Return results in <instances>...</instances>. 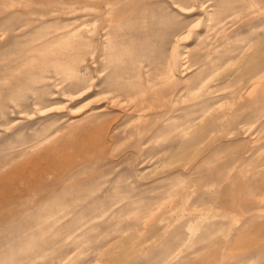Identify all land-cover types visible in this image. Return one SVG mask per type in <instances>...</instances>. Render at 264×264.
<instances>
[{"label": "rangeland", "instance_id": "rangeland-1", "mask_svg": "<svg viewBox=\"0 0 264 264\" xmlns=\"http://www.w3.org/2000/svg\"><path fill=\"white\" fill-rule=\"evenodd\" d=\"M135 1L137 13L124 11L101 44L91 31L104 20L72 13L77 0H0V175L36 163L43 149L58 163L47 181L30 168L0 183L25 208L0 223V264H113L138 244L140 233L127 242L126 229L144 209L211 206L236 176V196L264 198V78L252 83L264 64V0ZM178 51L189 56L184 69ZM171 54L176 78L167 81ZM140 93L149 104L133 111L130 95ZM113 96L124 104L98 111ZM243 122L250 133L229 137ZM68 153L76 159L63 188L51 183ZM190 223L192 236L177 221L179 233L132 264H162L184 244L197 264H238L222 258L218 224L209 239L203 223ZM261 225L249 228L257 239ZM260 242L247 264H264Z\"/></svg>", "mask_w": 264, "mask_h": 264}, {"label": "bare ground", "instance_id": "bare-ground-1", "mask_svg": "<svg viewBox=\"0 0 264 264\" xmlns=\"http://www.w3.org/2000/svg\"><path fill=\"white\" fill-rule=\"evenodd\" d=\"M77 2L80 3L81 7L80 8L74 7L72 9V13L73 12L77 13V11H90L94 14V21H93L94 23H96V20H99L101 18L104 20V21L101 20L100 23L99 21H97L98 24L95 25V28L91 31V34L94 33L95 35H97V38L101 40V44L105 36L109 32H111L109 28H111L113 21L121 17L122 13L124 14V11H126L125 12L126 14L128 13L130 15L136 14L138 11V9L137 10L134 8L132 9V5H134L133 4L134 0H94L93 2L90 0H77ZM82 25L83 24H81V26ZM79 28L80 27H78V29L76 28L77 31L79 30ZM82 28L83 26L80 29ZM75 32L76 31L72 32V34ZM169 34H171V38L172 37L178 38L177 30L175 31L173 30ZM91 39L93 40L94 38H91ZM169 43L170 45H172L171 39ZM184 51H178V57L179 59L182 60L180 64L182 69L185 68V63L189 60L188 54H185ZM209 56H210L209 52H206V54L203 55V61L201 62H203V64H206L205 61L207 60L204 61V58L209 57ZM167 64L169 65V69H168L167 78H165V80L167 81L174 80L176 78L175 75H176L177 61L175 60L172 54L168 57ZM234 70L236 72L237 67ZM263 70H264V64H262V67L258 66V69L255 71V77L252 80L253 84H258L260 80L264 78ZM233 72H232V75H234ZM136 74H137L139 83H143L144 75H142L139 70H137ZM155 84L157 86V89H159L162 86H164L165 83L162 81L161 82L157 81ZM91 86H94V85L91 84L88 87H91ZM141 89L144 91V93L147 92V87H142ZM144 93H140L139 97L137 98L132 97L130 95L131 98L130 97L129 98L131 101H133L130 103L133 111L134 110L140 111L145 106V103L149 104L148 100L145 99L143 95ZM126 98L129 100L128 97ZM123 104L124 103L119 100L118 96H113L107 101L105 106L101 105L98 111L103 112V111H107L110 109L112 110L115 107H118L119 109V107H121ZM123 110L124 109H122V111ZM203 115L204 116L202 118L205 117L206 111L203 113ZM202 118H200L199 120H202ZM96 119H99V118H96ZM239 130H240L239 132L229 131L228 132L229 137L235 134V132L249 134L251 127L246 128V123L243 122V124L241 123ZM86 141H88L87 137L85 138V142ZM247 150H251V148L250 147L246 148L243 153H245ZM52 151L53 150H50V149H43V151L38 155L42 159L38 160L36 163H33V162L25 163L17 168L12 167L8 171L2 173L0 175V183L4 184L12 176L19 175V174L21 175V173H23L25 170L30 169V168L38 169L37 174H38L39 179H46L47 173L48 172L50 173L51 171L50 168L58 164V163H55L57 161L56 154H54ZM74 156H72L71 153H68L66 154V156L61 158V182L56 181L51 184L55 185V184L61 183V186H63V188L67 186L69 177L63 179L62 174L66 172L67 170L71 169V165L74 163L76 159V157ZM238 171L239 169H237V173ZM51 184L48 185V187L43 191V193H40V198L44 196L46 192H49L51 190L50 188ZM237 184H238V176L234 177V179L231 182V185H228L226 189V193H223L225 188L221 190L218 199L212 201L211 206L200 207V208H188V207L185 208V207H179V206L177 207L170 206L169 208L163 210V208L158 205L156 206L155 210L151 206H149L151 209L150 208L144 209L140 213V216L138 217L136 221L129 222V225L126 229V241L127 242H131L132 240H134L136 235L134 234V237H133L132 236L133 233L135 232L140 233L141 237L139 238L138 244L137 242L136 243L134 242L135 244L133 243V245L127 249L123 257L120 258L118 261H115V263L113 264H117L120 260L124 261V263L126 264H132V258L135 257V255H140L142 253H145L146 250L150 246L162 240L166 235L168 234L172 235V234L179 233L180 228L177 227L175 223L177 221H182V219L185 223L188 224L187 226H184L186 231L184 230L183 234H187L190 236H192V227L194 226L192 225V223H190L191 220H195L197 222L196 224L203 223L205 225L206 229L203 231V234L207 233V237L211 235L212 233L211 229L215 227L216 224H218L219 225L218 232L221 233L219 244L221 245L220 248L222 252L224 253L222 257V258H225L224 261L228 263L229 260H231L234 262L237 261L238 264H247V261L244 260L245 256L248 257L247 255H250L252 252L257 251V248H258L257 241L259 242L261 241L260 243L264 244V239H262V235L264 233H262L261 237L257 239L256 238L257 233H253L251 229H249L256 222H259L260 224H262L261 226L264 227V198H261V199L259 198L258 200H255V199H250V198H244L242 196H236L235 193H236ZM263 190H264V187L260 188V191L258 192V194H261ZM16 201H17V194L15 193L13 194L10 193L9 196H2L0 194V223L1 222L6 223V221L8 220L11 221V219L14 218L22 210L23 207L21 205H13ZM221 201H222L221 208L220 209L216 208L215 206L219 205ZM257 207H261L263 208V210L258 211L256 209ZM37 208L39 207L37 206ZM38 223L39 222H37L36 224ZM37 227L38 226H36V228ZM30 230H32L31 227H29L27 231H30ZM186 245H188V248L191 247L190 244H184L183 247H180L177 253H174V254L170 253L162 264H197V261L189 257L191 253L190 250H189V253H181L183 248ZM190 249L192 250V248ZM71 252L69 253V255L71 254ZM212 264H213V261H212Z\"/></svg>", "mask_w": 264, "mask_h": 264}]
</instances>
